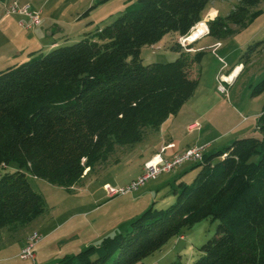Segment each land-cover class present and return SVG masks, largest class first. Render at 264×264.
<instances>
[{
	"label": "trees",
	"instance_id": "16d2710c",
	"mask_svg": "<svg viewBox=\"0 0 264 264\" xmlns=\"http://www.w3.org/2000/svg\"><path fill=\"white\" fill-rule=\"evenodd\" d=\"M207 1L137 0L77 42L32 51L29 59L0 69V229L28 224L45 211L30 175L70 188L115 145L142 140L179 111L196 89L192 66L204 52L190 55L191 47L176 40L172 48L184 50L175 60L143 63L141 47L170 31L187 36L204 23ZM259 1L239 0L226 19L245 25L260 14L261 9L249 14ZM207 26L217 38L231 30L219 16ZM259 42L248 43L243 62ZM263 88L264 78L252 94ZM258 120L264 130V113ZM12 162L18 167L8 170ZM195 166L191 182L175 179L174 203H151L123 231L57 264H133L203 218L218 223L191 264H264V139L239 136L204 152Z\"/></svg>",
	"mask_w": 264,
	"mask_h": 264
},
{
	"label": "rangeland",
	"instance_id": "374dc122",
	"mask_svg": "<svg viewBox=\"0 0 264 264\" xmlns=\"http://www.w3.org/2000/svg\"><path fill=\"white\" fill-rule=\"evenodd\" d=\"M11 2L12 0H0V69H6L15 62L29 59L32 51L37 53L41 50L42 53H47L53 46L77 42L85 33L95 32L110 24L125 8L135 5L137 0H19V7L26 4L29 5L30 11H40V22L32 29L20 25V22H29L26 15L9 12ZM259 2L256 6L249 8V14L261 9L260 14L247 20L245 25L238 26L226 17L239 4V0L207 1L203 15L215 10L216 16L223 17L231 30L220 37L222 47L217 52L216 49L219 48L220 43L216 44L220 45L215 50L203 48L207 47L210 41L217 40L211 34L205 35L204 39L195 43V46L202 45L203 47L197 50L204 52L200 63L197 62L192 66L193 75H198L197 86L193 94L181 106L183 110L180 108V112L176 115V119L182 121L185 118L184 115H188L186 111L194 109L198 112L199 108L202 110L205 106H209L211 110L207 117L199 118L198 127L192 130L198 131L203 127L204 137L209 139L212 135L218 136V140L221 141L219 145L224 144L223 147L241 136L234 129H230L238 120L244 124L242 126L251 125L250 128L253 127L256 130L252 129V134L248 135L264 139V130L256 128L257 118L250 116L255 109L264 112V88L261 92L254 93V96L251 95L255 84L264 78V71L261 78L257 82L252 80L250 85V79H254L259 71L264 70V45H261L264 44L262 40L264 32L261 37L251 42L254 44L260 41L259 52L252 56L253 59L251 58L249 63L245 62L246 69L236 78V83H230L228 87L222 83L226 86L224 93H221L222 96L213 92V87L222 80L220 81L219 78V81H214L212 73V70L220 65L219 58H228L233 52L232 49L242 43L241 41L250 33L261 28L264 30V0ZM204 20L202 22L206 24L199 23L196 27L193 26L194 29L192 28L187 36L177 37L170 31L152 45H143L140 51L142 62L165 63L175 60L183 52L182 48L185 46L187 48V43L191 42L189 38L197 28L203 29L197 37L208 33V26H206L208 21ZM176 40L182 48H172ZM244 50L241 53L235 51L229 59L235 62L237 57L243 56ZM186 51H189L190 55L196 52V50L191 52V49ZM223 95L226 96L227 102L223 101ZM232 108H235V111H232ZM156 138L155 135L146 134L142 140L133 144L115 145L106 159L96 162L95 167L89 172H87L88 169L84 170L81 179L70 188L59 187L46 182L45 179L30 175L29 182L33 189L39 192L45 201V211L28 224H19L17 227L6 225L0 229V264H57L65 253L75 254L83 249L75 250V247L81 246L80 242L85 237H90L91 231L102 230L111 226V222L121 221L125 215L134 213L135 209H143V202H130L135 200L134 196L137 193L149 189L155 193L157 190L156 198H153L156 208H166L174 203L173 190L176 181L170 180L169 184L163 185L162 188L157 186L163 177L169 176L163 172L155 180H149L145 185L127 195L108 197L104 190L105 185L119 187L131 182L130 179L139 173L143 157L157 145ZM253 159L257 160V156L254 155ZM195 163L190 162L191 167L188 168V173H183L186 177L184 181L191 182L196 176L198 167ZM17 167L18 164L12 162L8 170H15ZM3 172L4 170L0 169V177ZM217 223V220L203 218L185 227L180 232L182 237H179V234L171 237L158 249L151 251L149 255L133 264H171L175 261H179L180 264H191L198 257V248L214 234ZM128 226L129 222L117 232L123 231ZM55 227L57 228L54 229ZM33 231L40 234L42 238L44 236V240L42 239L43 241L41 240L42 242L40 241L34 247L37 259L24 260L19 256L21 247H24ZM49 231L51 233L47 234ZM52 242H56V247L51 251L49 246ZM45 259L48 263H45Z\"/></svg>",
	"mask_w": 264,
	"mask_h": 264
},
{
	"label": "crops",
	"instance_id": "0c3cea01",
	"mask_svg": "<svg viewBox=\"0 0 264 264\" xmlns=\"http://www.w3.org/2000/svg\"><path fill=\"white\" fill-rule=\"evenodd\" d=\"M204 17H206V18H203V19H205L204 21H208V19L212 20V19H214L216 17V11L215 10H213L211 12L209 11V12H207V14ZM263 32H264V30L261 28L259 30L254 31L253 33H250L248 35V37H246L243 41H241L242 43H239V45H237L236 47H234L232 49L233 52L230 53V55L228 54L229 55L228 58H225V59H223V57L221 59L219 58V63H220L219 67H216V68H214L212 70L213 80L214 81H216V80L219 81V78L221 76L222 77V82L226 86L227 85L230 86V83H232V84L236 83L235 82L236 78L238 76H240V74L243 72L244 69H246L245 68L246 64L249 63L251 61L252 56H254L259 51L257 49V51H255L252 55H250L249 59L246 61L247 63L243 62L240 59V57L239 58L237 57L235 62L233 60L229 59V57L235 51H238V52L241 53L245 49V47L248 45L249 42H253L256 38L261 37V34ZM208 34H211V33L208 32L206 34H203L201 37H197V38H195V40H192L191 42L187 43L188 44L187 46L191 47V48H189V49L192 50L191 52H194L195 50L201 48L202 45L200 46L199 44H197V46H195V43L198 40L204 39ZM215 38H217V37H215ZM219 40H220V38H217V40H214V42L210 41L209 44L207 45V47H203V46L202 47L203 48H207V49L212 48V50H215L221 44L219 46V48L216 49V52H217L222 47V42L219 41ZM262 40L264 41V38H262ZM218 43H220V44L217 46L216 44H218ZM261 45H264V44H261ZM260 46H259V48H261ZM263 71L264 70L259 71L256 74L254 79H250V85L252 84L251 83L252 80H255L253 82H257L261 78V76L263 75ZM229 77H232V78H229ZM213 90H214L213 91L214 93H217V94H220V95L222 93L221 91L218 90L217 85H216V87H213ZM251 95L254 96L255 94H252V92H251ZM223 96H224V97H222L223 101L227 102L226 96L225 95H223ZM205 107H204L205 109L203 108L202 110L199 108L198 112L194 111V109H190V110L186 111V113H188V115H184L185 118L182 121L181 120L178 121L176 119V115H178V113L180 112V111H178L177 114L174 113V114L168 116L162 123H160V126L157 129H151V130L148 129L147 132L145 133V136H146V134L155 135L157 137L156 138L157 145H155L154 148H152L149 152H147L146 156L143 157V161H142V165L140 167L139 173L135 174V177H138V175L142 172L144 163L149 158H152V157H154L157 154H162L163 157L169 158L172 155H174V153L177 154V153H180V152L186 150L187 147L200 146V144H205V146L207 148L205 150V152H211V151H213V149H215V150L216 149H222L224 144H222L221 146L219 145L221 143V141L218 140V136L212 135L209 139H206L204 137L205 135H203V133H202L203 127L200 128L198 131L188 129V126L190 124L198 123L199 122V118L204 119V118L207 117L208 112L211 109H209V106L208 107L205 106ZM234 109L235 108H232V111ZM183 112L185 113V110ZM263 113L264 112H260L258 109L257 110L255 109L254 111L252 110V112L250 113V116L251 115L253 117L255 116L257 118L256 120H258L259 117ZM242 125H244V124L241 123L240 120H238V122H236L230 129H234V131H237L238 134L241 135V136L252 134L251 132H253V130L256 131L253 127L250 128L251 125H246V126H242ZM207 128H206V130H207ZM256 128L257 129L259 128L258 125H256ZM186 136L188 138H186ZM190 167L191 166H190V162L189 161H187L186 163L182 164L181 166H178L177 168L175 167L172 172L166 173L169 176H167L165 178L163 177L161 182L158 183L157 186L159 188H162L163 185L166 186L167 184H169L170 180L175 181L176 178L178 180H184L186 177L183 175V173L184 174L188 173V168H190ZM135 177L130 179V181L135 179ZM160 184H162V185L160 186ZM102 191L104 193V190H102ZM156 191H155V193H153V191L149 189V190L143 191V192H141L139 194L137 193L136 196H134L135 200L134 201L130 200V202L131 203H136L137 201H138V203L140 201L143 202V204H144L143 207H142L143 209H139V210H138V208L135 209L134 213H132L130 215H127V216L125 215L124 218L121 221H117L115 223L111 222V224H110L111 226L106 227V228H104L102 230L98 229V230L91 231V236L90 237H85V239H83L80 242L81 246L75 247V250H76V248H84V247H86V245H95V244L98 243V241L103 236L111 235V233H114V234L117 233V231L119 229H121L122 227H124V225H126L132 219L136 218V216L139 215L142 212V210H144V208H147L150 205V203L155 202V200H153V198H156ZM56 228L57 227H55L54 229H56ZM49 233H51V231H49L47 234H49ZM48 237H50V236H48ZM179 237H182V235L179 236ZM43 238H44V236H43ZM43 238H41V240ZM40 241L38 243H40ZM55 244H56V242L55 243L52 242L51 246H49L51 248V251L54 249V247H56ZM71 254L72 253H65V255H71ZM36 259H37V255L35 254V260ZM44 261H45V263H48L47 259H45Z\"/></svg>",
	"mask_w": 264,
	"mask_h": 264
},
{
	"label": "built area",
	"instance_id": "2783aa9c",
	"mask_svg": "<svg viewBox=\"0 0 264 264\" xmlns=\"http://www.w3.org/2000/svg\"><path fill=\"white\" fill-rule=\"evenodd\" d=\"M19 0H12L9 12L14 11L22 16L26 15L29 19L28 23L20 22V25L26 27L27 29H32L33 27L37 26V23L40 22V11L37 12L30 11L29 5H23V7H19L18 5ZM222 77L220 76V81ZM220 82L217 85L219 91L224 93L226 90V86ZM198 125L197 123L190 124L188 129L192 130L196 128ZM206 146H194V147H187L186 150L180 153H174L169 158L163 157L162 154H157L152 158H149L143 165V169L141 174L138 177H135L134 180L129 182L126 185L119 186V187H111V185H105L104 190L108 197H115L119 195H127L136 191L141 186L145 185L149 180H155L162 172L169 173L174 170V168L181 166L182 164L189 162H196L199 161L202 157L203 153L206 150ZM40 234L37 232H32L27 239L26 244L24 247H21V251L19 256L24 260H34L35 259V252L34 247L35 245L41 240Z\"/></svg>",
	"mask_w": 264,
	"mask_h": 264
},
{
	"label": "bare ground",
	"instance_id": "6f19581e",
	"mask_svg": "<svg viewBox=\"0 0 264 264\" xmlns=\"http://www.w3.org/2000/svg\"><path fill=\"white\" fill-rule=\"evenodd\" d=\"M203 30V29H202ZM201 28H197V30H195L194 34L189 38L191 41L192 40H195V38L197 36H199V33L202 31ZM229 78H232V77H229Z\"/></svg>",
	"mask_w": 264,
	"mask_h": 264
}]
</instances>
